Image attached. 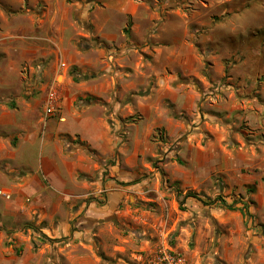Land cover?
Listing matches in <instances>:
<instances>
[{"label": "crops", "instance_id": "0c3cea01", "mask_svg": "<svg viewBox=\"0 0 264 264\" xmlns=\"http://www.w3.org/2000/svg\"><path fill=\"white\" fill-rule=\"evenodd\" d=\"M38 38L41 43L28 49L21 61L11 59L13 72L0 75V171L9 175L0 179V189L11 193V198L0 195V264H151L161 246L182 253L190 264H220L217 256L231 261L232 255L215 242L224 235L218 227L227 224L230 214L244 215L185 194L208 189L213 171L232 183L230 172L233 168L237 172V162L226 158L221 165L217 151H246L240 161L251 170L264 171V155L258 152L264 151V82L257 89L237 85L236 92L249 94L245 101H250L244 105L247 114L236 117L235 124L243 120L238 121L243 125L239 130L243 133H238L242 144L233 142L226 128L208 123L205 148L192 143L180 150L192 156L187 165L170 164L169 152L164 151L168 153L161 163L171 179L165 182L156 167L151 171L154 179L145 176L141 159L142 165H149L144 159L155 156V151H140L133 126L127 142L121 143L102 107L76 101L86 88L83 79L71 88L69 81L63 84V101L57 102L53 114H46L50 93L58 99L62 94L55 80L59 74L66 77L58 54L75 62L79 57L73 38H59L50 29ZM45 79L49 80L43 83ZM162 92L147 111L139 100L135 105L150 114L153 124L163 121L160 101L185 103L191 111L199 99L184 96L181 89ZM235 108L241 105L236 103ZM230 141L232 148L225 144ZM202 152L206 158H200ZM239 179L241 184L256 183L259 176L255 171L239 174ZM244 219L249 228H260L256 218Z\"/></svg>", "mask_w": 264, "mask_h": 264}, {"label": "rangeland", "instance_id": "374dc122", "mask_svg": "<svg viewBox=\"0 0 264 264\" xmlns=\"http://www.w3.org/2000/svg\"><path fill=\"white\" fill-rule=\"evenodd\" d=\"M48 29L59 38H73L79 57L75 62L58 54L67 69L66 77L59 74L55 80L58 92H63L68 81L70 88L80 84L73 79L72 69L91 75L83 79L86 88L76 101L88 99L102 107L111 129L122 137L121 143L127 142L128 131L134 127L140 151H155V156L144 159L149 165H142L141 159L145 176L155 178L153 163L164 151L169 152L163 157L168 153L170 164L179 163L177 157L183 165L190 163L192 156L180 150L192 143L205 148L208 123L226 128L233 142L242 144L238 133H243L239 131L243 125L238 121L243 120L235 124L236 117L247 114L244 105L250 101H245L249 94L236 90L237 85L257 89L264 82V0H0V75L13 72L11 59L21 61L28 49L41 43L39 33ZM79 42L83 47H78ZM12 82L19 83L15 77ZM88 86L94 92L86 91ZM227 87L234 93L225 92ZM165 88L181 89L184 96L199 95V99L191 111L185 103L175 104L168 98L160 101L158 113L163 121L153 124L150 114L135 105L139 100L147 111ZM63 99L62 93L59 102ZM236 103L241 108H235ZM145 129L151 133L144 134ZM225 144L233 147L232 141ZM217 153L221 165L226 158L236 160L237 172L235 168L230 172L232 183H225L223 173L213 171L208 189L197 193L227 209L220 200L212 202L221 195L227 203L236 204L232 210L244 216L230 214L227 224L219 225L224 235L215 242L232 260L217 256L216 262L264 264V171L251 170L240 161L246 151ZM202 154L200 158L207 157L206 152ZM157 165L170 179L164 164ZM255 171L259 181L241 184L239 174L254 175ZM8 176L0 171V179ZM244 217L256 218L260 228H249Z\"/></svg>", "mask_w": 264, "mask_h": 264}, {"label": "built area", "instance_id": "2783aa9c", "mask_svg": "<svg viewBox=\"0 0 264 264\" xmlns=\"http://www.w3.org/2000/svg\"><path fill=\"white\" fill-rule=\"evenodd\" d=\"M59 101L57 95L52 92L47 98L46 114L51 115L56 110ZM0 195L11 198V193L0 189ZM151 264H190L188 258L182 253L175 252L168 246H161L156 254L152 256Z\"/></svg>", "mask_w": 264, "mask_h": 264}, {"label": "trees", "instance_id": "16d2710c", "mask_svg": "<svg viewBox=\"0 0 264 264\" xmlns=\"http://www.w3.org/2000/svg\"><path fill=\"white\" fill-rule=\"evenodd\" d=\"M126 32H127V33L130 32L129 27L126 29ZM77 45H78V47H83V46L81 45V42H79ZM87 48H88V46L84 47V49H87ZM71 74L73 75L75 81H79V80H82V79H88V78L91 77V75H81V74H79V73H76L74 69L71 70ZM84 101L90 103V101H89L88 99H87V100L85 99ZM180 116H181V115H179V117H180ZM176 117H178V116H176ZM85 147L87 148V150H88L90 153H93V150H92V149H90L88 146H85ZM175 159H177L179 162H182L178 157L175 158ZM164 161H165V157H164L163 159H158L157 161H155V163H153V165L156 166V167L160 170L161 177H162L163 181L168 182L169 179L166 177L165 171L163 170V168H162L161 166H158V165H157V162H164ZM262 179L264 180V176H263ZM118 182H119L120 184H122V185H124V184H128L127 182H124V181H118ZM250 190L253 191L254 189L251 188ZM189 196H192V197H196V198H198V199L201 200L202 203L205 204V205L211 203V201H206L205 199H203V197H202L199 193H197V192H195V191H191V190L187 191L186 194H185V197H189ZM217 200H220L223 204H225V205H226L228 208H230V209H235V208H236V204H235L234 202H233V203H230V204L227 203L226 199H225L224 197H222L221 195H219V196H218L216 199H214L212 202H217ZM246 210H247V212H248V209H246ZM33 229L38 230V228H36L35 226L33 227ZM50 240H58V239H50Z\"/></svg>", "mask_w": 264, "mask_h": 264}]
</instances>
